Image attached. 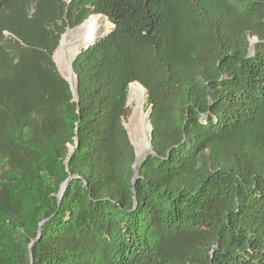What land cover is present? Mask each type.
Here are the masks:
<instances>
[{
  "label": "trees",
  "instance_id": "1",
  "mask_svg": "<svg viewBox=\"0 0 264 264\" xmlns=\"http://www.w3.org/2000/svg\"><path fill=\"white\" fill-rule=\"evenodd\" d=\"M94 15L75 100L53 55ZM0 264H264V0H0Z\"/></svg>",
  "mask_w": 264,
  "mask_h": 264
},
{
  "label": "bare ground",
  "instance_id": "2",
  "mask_svg": "<svg viewBox=\"0 0 264 264\" xmlns=\"http://www.w3.org/2000/svg\"><path fill=\"white\" fill-rule=\"evenodd\" d=\"M106 19L100 16H91L86 22L73 31H67L60 40L58 57L64 69V75L75 89V76L71 70V61L85 47L96 43L107 35ZM130 98L138 102V107L134 110L131 118L130 138L136 149L138 161L143 159L150 150L149 135L151 126L147 115L142 111L144 101V91L140 85L130 90Z\"/></svg>",
  "mask_w": 264,
  "mask_h": 264
},
{
  "label": "rangeland",
  "instance_id": "3",
  "mask_svg": "<svg viewBox=\"0 0 264 264\" xmlns=\"http://www.w3.org/2000/svg\"><path fill=\"white\" fill-rule=\"evenodd\" d=\"M100 17H102V16H100ZM104 18V17H103ZM106 23H107V28H108V31H107V34L110 32V30L112 29V25L106 20ZM74 30V29H73ZM73 30H67V31H73ZM66 31V32H67ZM65 32V33H66ZM64 35V34H63ZM62 35V36H63ZM62 36H61V38H62ZM61 40V39H60ZM254 42V39H251L250 40V44L251 43H253ZM59 45H60V42H59ZM59 45H58V48L56 49V51H55V53H54V55H53V61H54V63H55V65H56V68H57V70H58V72L60 73V75L63 77V79L64 80H66L67 82H68V80L66 79V77H65V75H64V69H63V66H62V63H61V61H60V59H59V57H58V50H59ZM72 62H73V60L71 61V64H72ZM71 70H72V68H71ZM69 83V82H68ZM137 87V84H132V85H130L129 86V88H128V95H127V107H128V116L125 118V119H123V126H124V128H125V130H126V132H127V136H128V139H129V142L131 143V145H132V147L134 148V146H133V144H132V141H131V138H130V133H131V131H130V127H131V118H132V115H133V112H134V110L138 107V102L137 101H135V100H132L131 98H130V90L131 89H135ZM142 88V87H141ZM143 89V88H142ZM71 91H72V93H73V95H74V97H75V99H76V96H75V90H73V89H71ZM143 91H144V101H143V104H142V111H143V113L145 114V115H148V111H149V108H148V106H147V102H146V91L143 89ZM149 121V120H148ZM150 124V123H149ZM150 136L151 135H149V140H150ZM134 151H135V155H136V149L134 148ZM62 186V185H61ZM60 191V190H59ZM58 196V195H57Z\"/></svg>",
  "mask_w": 264,
  "mask_h": 264
},
{
  "label": "water",
  "instance_id": "4",
  "mask_svg": "<svg viewBox=\"0 0 264 264\" xmlns=\"http://www.w3.org/2000/svg\"><path fill=\"white\" fill-rule=\"evenodd\" d=\"M86 22V21H85ZM84 22V23H85ZM83 23V24H84ZM101 40V39H100ZM100 40H98L97 42H99ZM96 42V43H97ZM256 43V39H254V42L253 43H251V45H250V49H249V55H251L252 53H253V46H254V44ZM95 44V43H94ZM93 45V44H92ZM89 46H87V47H85L84 49H87ZM81 51H79V53H80ZM78 53V54H79ZM75 58V57H74ZM74 60V59H73ZM68 83V82H67ZM69 84V86H70V89H72V87H71V85H70V83H68ZM73 90H76V84H75V89H73ZM76 94V93H75ZM76 96V95H75ZM75 100H77V97H76V99ZM149 116H150V110L148 111V115H147V117H148V120H149ZM150 135H151V130H150ZM73 150H74V148L73 147H71L70 148V153H72L73 152ZM151 150H149L148 152H150ZM146 156V155H145ZM144 156V157H145ZM143 157V158H144ZM138 163H139V161H138V159H137V157H136V159H135V164H134V170H135V177H134V179H133V181H132V184L134 185V183L138 180V178H139V173H138V171H137V165H138ZM68 182H69V179H67L63 184H62V186H61V188H60V191H59V193H58V196H57V198H58V202H60V200H61V198H62V195H63V193H64V191H65V189H66V186H67V184H68ZM43 224V223H42ZM41 224V225H42ZM39 238V237H38ZM31 257V256H30ZM31 260H32V258H31Z\"/></svg>",
  "mask_w": 264,
  "mask_h": 264
}]
</instances>
